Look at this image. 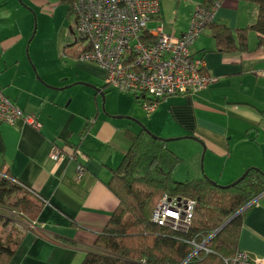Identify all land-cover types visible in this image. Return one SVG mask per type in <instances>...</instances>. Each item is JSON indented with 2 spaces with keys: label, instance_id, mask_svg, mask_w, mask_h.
Masks as SVG:
<instances>
[{
  "label": "crops",
  "instance_id": "1",
  "mask_svg": "<svg viewBox=\"0 0 264 264\" xmlns=\"http://www.w3.org/2000/svg\"><path fill=\"white\" fill-rule=\"evenodd\" d=\"M25 2L66 5V21L74 20L73 15H67L68 0ZM159 2L160 13L148 28L161 22L165 32L180 36L187 31L193 9L201 0ZM256 15L257 5L250 0H224L212 21L230 28L245 27ZM67 42L68 31L61 27L55 55L60 62L66 56L71 63L59 66L57 73L45 67L48 74L44 75L49 78L45 83L29 64H18L8 78L0 75L2 92L41 122L39 130L22 121L14 125L0 122V178L9 175L17 179L45 201L34 220L23 222L30 229L23 233L9 264H81L94 250V242L117 206V198L106 186L111 169L120 163L130 135L142 126L158 136L175 138L167 143L191 140L194 151L187 154L191 167L184 170L188 178L184 180L201 178L193 161L200 153L205 176L218 183L225 180L221 184L231 183L248 167L264 173V77L259 74L264 70V49H256L254 31L248 34L249 51L227 54L215 49L214 39L204 28L191 52L203 58L205 70L216 80L204 90L162 98L148 118L141 114L135 95L115 93L117 99L115 94H106L101 68L80 61L78 49L71 52L68 50L73 49L64 48ZM12 45L0 38L1 50ZM83 130L86 132L81 135ZM68 144L76 146L74 157H49L53 147L66 149ZM78 163L84 168L80 178ZM238 248L252 257H264V192L243 219Z\"/></svg>",
  "mask_w": 264,
  "mask_h": 264
},
{
  "label": "trees",
  "instance_id": "2",
  "mask_svg": "<svg viewBox=\"0 0 264 264\" xmlns=\"http://www.w3.org/2000/svg\"><path fill=\"white\" fill-rule=\"evenodd\" d=\"M250 1L257 5V15L249 25L230 28L212 20L204 25L218 52L249 51L251 31L257 36L256 49H264V0ZM71 2L68 0L67 15L75 14ZM198 4L209 8L213 0H201ZM134 95L140 104L142 96L150 101L145 99L147 95ZM190 137L202 141L196 136ZM129 142L106 183L117 198V206L94 242V250L85 255L81 264H224L223 258L234 255L238 249L239 230L249 207L264 192V173L248 167L241 180L226 186L205 175L176 181L173 172L181 157L168 147L165 137L142 126L130 135ZM61 149L73 155L77 151L75 145L69 144ZM34 192L37 193L9 175L0 178V264H9L23 233L30 229L23 222L34 220L45 203ZM163 194L194 200L193 217L187 230H175L151 220L152 211ZM4 209L8 212L3 215ZM13 210L22 216L13 214ZM201 243L209 251L200 249L194 253L195 244Z\"/></svg>",
  "mask_w": 264,
  "mask_h": 264
},
{
  "label": "built area",
  "instance_id": "3",
  "mask_svg": "<svg viewBox=\"0 0 264 264\" xmlns=\"http://www.w3.org/2000/svg\"><path fill=\"white\" fill-rule=\"evenodd\" d=\"M222 1L213 0L209 8L195 5L187 31L177 36L165 32L161 22L148 28V23L160 13L159 0H72L80 42L77 58L104 70L106 85L123 93L147 95L150 101L142 99L141 107L150 114L162 98L198 92L216 80L205 70L203 58L192 54L191 46L204 25L213 20ZM259 74L264 77V70ZM18 121L36 130L41 128L35 115L24 113L0 89V122L14 125ZM66 155L75 156L55 147L49 153L53 160ZM83 172L82 164L78 163L77 178ZM34 194L42 199L38 193ZM194 205L189 197L163 194L151 220L185 231L193 217ZM12 213L22 216L21 212ZM200 249L209 251L201 243L195 244L194 253ZM223 263L264 264V257H252L238 248L234 255L223 258Z\"/></svg>",
  "mask_w": 264,
  "mask_h": 264
},
{
  "label": "rangeland",
  "instance_id": "4",
  "mask_svg": "<svg viewBox=\"0 0 264 264\" xmlns=\"http://www.w3.org/2000/svg\"><path fill=\"white\" fill-rule=\"evenodd\" d=\"M65 12L66 5L63 4L54 7L44 4L32 6V4L25 2V0H0V38L3 43H13L10 48L5 50L0 49V75L4 78H8L15 74L14 69L18 64H29L34 74L39 76L38 80L45 83L46 79L49 80V78L44 75L48 74L47 70H43L45 67L48 68V70H52L51 72L57 73V70L60 69L59 66L64 67L66 61L70 64L71 62L66 56L61 57L60 62L55 55L56 49L58 48V37L61 27H64L68 31V42L64 48H71L73 50L68 51L72 52L80 46L75 29V14L73 15L74 20L66 21ZM52 13L54 14L52 15ZM12 35H14V37H12ZM32 61L35 63V66ZM65 69L66 71L69 70L67 68ZM102 71L104 73L103 77L105 78V72L104 70ZM73 75L74 73L71 71V76ZM100 82L102 83V81ZM102 86L106 94L116 93L122 95L120 91L114 89L110 85L103 83ZM87 90L95 94L92 89L87 88ZM116 94L113 97L119 99L120 97ZM104 98V108L106 109L105 94ZM101 101L102 96H100V103ZM140 110L141 114L145 118H148V114H146L142 108H140ZM192 144L193 143L189 139H177L167 143L168 147L172 151L175 150L174 152L178 153L182 159L177 171L173 174V179H175V177L181 179H175L176 181H186L184 179H188L183 173L186 168L191 167L190 159L187 157V154L194 151V149H192L194 148ZM201 155L202 153H200L197 159L193 160L194 167L198 170V177H204V175H206L203 172V159L201 161ZM220 181L222 183L225 180ZM221 183L218 184L222 186L228 185L227 183ZM5 212H8V210L4 209L3 215Z\"/></svg>",
  "mask_w": 264,
  "mask_h": 264
},
{
  "label": "water",
  "instance_id": "5",
  "mask_svg": "<svg viewBox=\"0 0 264 264\" xmlns=\"http://www.w3.org/2000/svg\"><path fill=\"white\" fill-rule=\"evenodd\" d=\"M81 84H85L86 86H92L96 90L98 89L96 86L90 85L88 83L81 82ZM100 94L102 95V92H100ZM103 101H104V97H103ZM166 139H167V142H168L169 140L175 139V138H166ZM203 151H205V148L204 147H203ZM247 172H248V168L245 169L244 172L234 182H232L231 184H235L236 182H238L239 180H241L246 175ZM242 210H243V208L241 210H239L238 212H236L235 214H233L232 216H230L216 231L220 230L226 223H228L229 221H231ZM216 231L214 233H216Z\"/></svg>",
  "mask_w": 264,
  "mask_h": 264
},
{
  "label": "bare ground",
  "instance_id": "6",
  "mask_svg": "<svg viewBox=\"0 0 264 264\" xmlns=\"http://www.w3.org/2000/svg\"><path fill=\"white\" fill-rule=\"evenodd\" d=\"M75 28H76V15H75ZM216 235V234H215Z\"/></svg>",
  "mask_w": 264,
  "mask_h": 264
}]
</instances>
